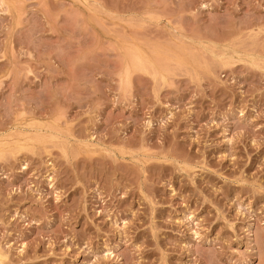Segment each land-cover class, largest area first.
Listing matches in <instances>:
<instances>
[{"label":"rangeland","instance_id":"374dc122","mask_svg":"<svg viewBox=\"0 0 264 264\" xmlns=\"http://www.w3.org/2000/svg\"><path fill=\"white\" fill-rule=\"evenodd\" d=\"M0 264H264V0H0Z\"/></svg>","mask_w":264,"mask_h":264},{"label":"bare ground","instance_id":"6f19581e","mask_svg":"<svg viewBox=\"0 0 264 264\" xmlns=\"http://www.w3.org/2000/svg\"><path fill=\"white\" fill-rule=\"evenodd\" d=\"M234 52V51H233ZM138 61V60H137Z\"/></svg>","mask_w":264,"mask_h":264}]
</instances>
